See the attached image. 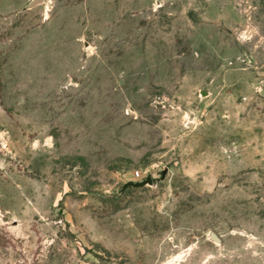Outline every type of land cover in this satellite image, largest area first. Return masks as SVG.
I'll use <instances>...</instances> for the list:
<instances>
[{
    "label": "rangeland",
    "instance_id": "1",
    "mask_svg": "<svg viewBox=\"0 0 264 264\" xmlns=\"http://www.w3.org/2000/svg\"><path fill=\"white\" fill-rule=\"evenodd\" d=\"M33 1L0 0V264H264V0Z\"/></svg>",
    "mask_w": 264,
    "mask_h": 264
},
{
    "label": "water",
    "instance_id": "2",
    "mask_svg": "<svg viewBox=\"0 0 264 264\" xmlns=\"http://www.w3.org/2000/svg\"><path fill=\"white\" fill-rule=\"evenodd\" d=\"M41 2H42V0H34L30 5V9L38 6ZM166 175H167V172L164 173L163 177H165ZM152 184H153L152 179L148 178L147 180H145L142 183H129L127 186L128 187H134V188H141V187H144L147 185H152ZM210 238L217 244L221 243L220 238L215 233H211Z\"/></svg>",
    "mask_w": 264,
    "mask_h": 264
}]
</instances>
